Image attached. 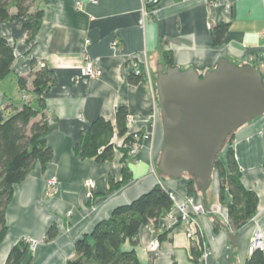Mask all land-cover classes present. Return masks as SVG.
Here are the masks:
<instances>
[{
  "label": "crops",
  "instance_id": "0c3cea01",
  "mask_svg": "<svg viewBox=\"0 0 264 264\" xmlns=\"http://www.w3.org/2000/svg\"><path fill=\"white\" fill-rule=\"evenodd\" d=\"M150 1L37 0L32 11L38 8L44 14L31 41L23 31L28 17L1 25L15 58L11 72L0 80V108L35 103L31 80L26 91L17 86V78L29 74L32 59L52 69L55 82L42 95L50 119L45 139L53 158L45 167L36 163L14 186L6 210L7 233L0 244V264L20 239H44L52 223L57 235L37 248L32 264H65L73 255L75 241L109 218L115 207L131 202L156 184L178 198L186 195L188 177L174 180L162 176L157 168L162 123L156 76L158 65L164 66L163 51L171 52L173 66L182 71L194 67L204 73L226 59L237 66L253 65L264 79V0ZM219 24L227 29L222 41L214 43L212 26ZM114 40L117 45L112 47ZM135 56L145 60L148 76L131 84L128 63ZM88 58L99 62V77L82 74ZM118 106L128 109L132 121L129 131L147 133L149 138L125 164L117 149L122 144L118 137L113 138L117 148L112 160L98 163L82 158L76 150L80 132L98 117L113 121ZM229 146L240 167L243 186L258 198L256 213L245 225L237 231L230 228L226 205L232 197L225 190L220 202L216 174L205 197L201 193L194 196L205 207L196 224L176 222L174 211L163 213L156 228L141 226L136 245L126 242L122 249H133L144 264H246L250 255L247 248L256 231L264 242V114L236 130ZM224 158L225 152L221 154ZM124 167L130 180L108 191L109 178L120 182ZM50 178L58 181L55 194L48 188ZM87 180L93 181L92 189ZM188 228L200 229L207 251L204 259L193 260L192 247L199 237L190 239ZM230 233L235 235L234 243ZM152 243H157L155 248H151Z\"/></svg>",
  "mask_w": 264,
  "mask_h": 264
},
{
  "label": "trees",
  "instance_id": "16d2710c",
  "mask_svg": "<svg viewBox=\"0 0 264 264\" xmlns=\"http://www.w3.org/2000/svg\"><path fill=\"white\" fill-rule=\"evenodd\" d=\"M36 2L37 0H0V80L11 72L15 58L14 47L2 35L1 25L28 17L23 23V31L28 41L33 40L44 14L42 9L32 11ZM226 29L225 24L212 26L214 43L222 41ZM163 60V67L173 66L171 52L163 51ZM38 64L32 59L29 74L17 78V86L21 91L27 90L31 80L35 103L26 102L21 106L11 104L0 108V244L7 233L6 210L12 200L14 186L28 176L36 163L45 167L53 158L52 149L45 139L50 119L44 111L42 95L54 84L55 74L46 65L39 67ZM127 79L131 84H138L145 76L130 72ZM128 117V109L125 106H118L113 121L98 117L88 128L83 129L76 145L81 157L92 158L98 163L112 160L117 148L113 138L118 137L122 139V144L117 149L122 153V162L125 164L130 148L137 141L134 132L129 131ZM232 137L233 134L223 147L224 160L218 158L214 165V175L217 174L220 202L224 201L225 190L232 197V202L226 205L227 218L230 228L237 231L255 215L258 198L241 182V170L229 146ZM220 155L221 153L218 157ZM129 180V170L124 167L120 182L114 183L113 179L109 178L108 191L122 187ZM187 181L186 195L199 194L194 180L188 176ZM170 192L162 185L156 184L131 202L115 207L109 218L97 222L91 232L75 241L73 255L67 258L65 264H144L137 259L133 249L123 250L122 245L129 242L135 246L141 226L151 225L156 228L160 216L169 212L173 206ZM166 233L161 234L160 238ZM56 235V225L52 223L43 241L49 242ZM202 249V239L199 238L192 247L194 261L201 256ZM29 261V243L26 238H22L11 247L4 264H26ZM246 264H264V252L254 250L247 258Z\"/></svg>",
  "mask_w": 264,
  "mask_h": 264
},
{
  "label": "water",
  "instance_id": "95a60500",
  "mask_svg": "<svg viewBox=\"0 0 264 264\" xmlns=\"http://www.w3.org/2000/svg\"><path fill=\"white\" fill-rule=\"evenodd\" d=\"M156 94L162 123L158 171L174 180L187 174L205 197L226 141L264 114L263 76L251 64L226 59L204 73L160 64ZM229 237L234 243L235 235Z\"/></svg>",
  "mask_w": 264,
  "mask_h": 264
},
{
  "label": "built area",
  "instance_id": "2783aa9c",
  "mask_svg": "<svg viewBox=\"0 0 264 264\" xmlns=\"http://www.w3.org/2000/svg\"><path fill=\"white\" fill-rule=\"evenodd\" d=\"M92 2H95L96 0H91ZM151 4L158 3V0H151ZM87 42V41H86ZM112 47H115L117 45V41L114 40L111 43ZM129 66L132 69V72L136 75L144 74L148 76V69L146 66V62L141 57H132L129 60ZM39 67H44V63H39ZM81 72L84 76L88 78H96L101 75V69L99 66V62L94 59H86L84 61V64L81 68ZM131 119L128 117L127 125H131ZM138 133V135H137ZM134 137L137 139V141L133 144V146L129 150V156L134 157L140 148L142 147V142L149 138V134L142 133L139 134V131H134ZM57 179L56 178H50L47 182L48 188L50 189V194H55L58 190L57 185ZM87 187H93L94 183L91 180H87L86 182ZM171 198L174 200V213L175 218H179L182 223H184L186 226L194 225L196 224V218L203 214L205 212V208L202 204V202H196L194 196H187L185 195L183 198H178L173 192H170ZM176 222H178L176 220ZM187 236L192 239L194 237H201L202 233L200 229H191L188 228L187 230ZM28 242H32L33 246L36 247L37 242L34 240H31L29 238H26ZM157 243H152L151 248H155ZM248 252L251 253L254 250H262L264 251V242L262 240V234L259 231H256V233L253 235V237L250 240V243L247 248ZM207 255V251L203 249L201 254V259H204Z\"/></svg>",
  "mask_w": 264,
  "mask_h": 264
},
{
  "label": "rangeland",
  "instance_id": "374dc122",
  "mask_svg": "<svg viewBox=\"0 0 264 264\" xmlns=\"http://www.w3.org/2000/svg\"><path fill=\"white\" fill-rule=\"evenodd\" d=\"M144 76L145 77H147L146 75H145V73H144ZM24 99H26V97L24 96ZM184 177H188V175L187 174H184L183 175ZM214 176L215 175H213V178H214ZM57 185H58V182H57ZM212 186V185H211ZM210 186V187H211ZM209 187V188H210ZM93 187H91V189H92ZM208 188V189H209ZM210 190V189H209ZM89 196L91 195V191H89L88 193H87ZM188 196V195H187ZM189 197H191V196H189ZM173 200V199H172ZM174 200H173V206H172V208H171V210L169 211V212H173V211H175L174 210ZM205 208V207H204ZM205 213V212H204ZM175 220H177L179 223H182V221L179 219V218H175ZM184 224V223H183ZM30 239V238H29ZM31 240H34V239H31ZM34 241H36L37 242V244H36V247L35 246H33V244H32V242H28L29 243V257H30V261L28 262V263H26V264H32L33 263V261H34V256H35V253H36V251H37V248L41 245V244H43L44 243V241H43V239L42 240H34ZM202 247H203V249H204V244H203V240H202ZM202 249V250H203ZM202 254V253H201Z\"/></svg>",
  "mask_w": 264,
  "mask_h": 264
}]
</instances>
